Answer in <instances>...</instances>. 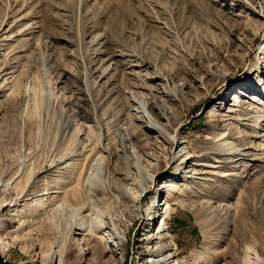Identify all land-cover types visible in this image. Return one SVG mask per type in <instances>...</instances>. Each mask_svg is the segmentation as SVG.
I'll list each match as a JSON object with an SVG mask.
<instances>
[{
  "label": "rangeland",
  "instance_id": "obj_1",
  "mask_svg": "<svg viewBox=\"0 0 264 264\" xmlns=\"http://www.w3.org/2000/svg\"><path fill=\"white\" fill-rule=\"evenodd\" d=\"M262 74L264 0H0V263L119 264L72 234L102 224L128 228L123 264H149L160 220L136 218L117 192L138 194L136 160L161 167L151 191L176 173L145 104L161 125L162 113L178 118L189 171L223 161L228 145L256 159L247 183L233 176L242 163H217L203 171L232 176L189 173L158 192L173 210L170 263L264 264ZM247 75L262 90L241 86Z\"/></svg>",
  "mask_w": 264,
  "mask_h": 264
},
{
  "label": "bare ground",
  "instance_id": "obj_2",
  "mask_svg": "<svg viewBox=\"0 0 264 264\" xmlns=\"http://www.w3.org/2000/svg\"><path fill=\"white\" fill-rule=\"evenodd\" d=\"M250 75H247L244 77L240 83L243 87H248V89L252 90L253 92H256L257 89L262 90L261 80L257 83H251L252 81L249 77ZM264 76V74H262ZM264 90V89H263ZM240 105H244V102H235L234 107H239ZM139 109L142 110L145 114L148 115L150 120H147L146 128L148 131H155L157 135L166 143L169 145L168 153L170 154V160L169 162H166L167 159L164 161V165L168 166L169 163L173 162V164H176V173L174 174V178L171 179L170 183H166L162 185L161 187H158V189H154V191H151L152 184L154 183V178L156 174L160 172L161 167H158V161L155 160L153 164H151L150 168L151 171H148L146 168L142 167L139 160L135 162L134 169L137 172V181L133 180L132 183L138 188V194L133 195L131 193V189H127L124 187H121L117 190L119 194L127 201L128 208L130 209L131 213H134L136 215V218L141 215L142 212L147 213L150 218L154 220H160V224L157 225L153 232L146 236L147 239V246H146V252L149 255V264H171L170 262L172 259H174V256H176L175 251L177 249L176 241L174 238L170 235V230L166 226L167 222L170 220L172 211L170 209V205L168 203H164L162 205L155 204V201L159 197L158 192L161 194L164 190L170 192L171 190H176V186L174 182L181 181L183 179L187 178V175L189 173H192L195 175V178L202 177L203 174L211 176L213 178H226L232 176V173H225V174H218L211 173L208 171H203V169H221L224 167L223 165L238 162L242 163L240 168H243L239 173H234L233 176L236 178H240L244 183H247L250 180V176L244 175L246 174V171L249 167V164L256 161L255 157H252L248 152H245V148H238L236 145L230 146L226 145L227 152L225 153V158L223 161H216L215 159L210 160V164H197L195 165L196 168H192L190 171L187 168V164H190V162L193 161V156H191V152L186 146H183L184 143H180L178 138V126L180 125L179 120L176 116H174L172 119H169L167 116V113H162V118L167 123L166 125H161L157 122H154L151 118V113L149 112L148 108L146 109L145 104H140ZM228 112H231L234 116L229 118L232 122L239 123L240 121H248L249 119H245L247 115L241 114L239 110H228ZM228 117V115L223 116ZM222 117V118H223ZM230 117V115H229ZM251 118V117H250ZM152 121V122H150ZM172 121V123H171ZM175 128L173 133H170L169 128ZM226 137L231 138L230 133L226 135ZM224 138V135H220V138L215 141L219 142V140H222ZM159 143V142H157ZM183 146V148H181ZM193 154V153H192ZM224 154V153H223ZM204 155H199L197 158L203 157ZM212 162V163H211ZM223 164L220 166H214V164ZM240 165V164H239ZM165 166V167H166ZM127 177V176H126ZM125 177V178H126ZM128 178V177H127ZM174 181V182H173ZM212 181L209 179V182ZM130 182V181H129ZM173 192V191H172ZM151 194V207L147 206L144 209H140V204L142 201V197L146 194ZM163 194V193H162ZM69 197H77L78 192L76 190H71L69 192ZM184 201V200H183ZM181 204V203H180ZM184 205V204H183ZM15 206V205H14ZM161 206V209H159ZM165 206V209L163 210L162 207ZM181 206V205H180ZM186 206V205H185ZM9 207H11L9 205ZM183 210H186L185 208L180 207ZM9 209V208H8ZM151 221V220H150ZM106 225H100L96 230H85L84 228H81L79 225H75L72 229V234L74 236H80L82 237L81 240L88 241L91 245L90 248L92 249V254L95 252H102V253H109L111 257L116 258V260L119 262V264H123V260L127 256V248H126V231L128 228L123 225V230L121 232H116L114 230L109 229L108 232H105ZM103 232V233H102ZM92 236V237H91ZM249 253V251H248ZM194 253L193 255H195ZM192 255V256H193ZM251 255V254H250ZM255 255V254H254ZM54 260V258H52ZM170 260V261H169ZM55 263V261H54ZM182 264V263H181Z\"/></svg>",
  "mask_w": 264,
  "mask_h": 264
},
{
  "label": "built area",
  "instance_id": "obj_3",
  "mask_svg": "<svg viewBox=\"0 0 264 264\" xmlns=\"http://www.w3.org/2000/svg\"><path fill=\"white\" fill-rule=\"evenodd\" d=\"M1 264V263H0Z\"/></svg>",
  "mask_w": 264,
  "mask_h": 264
}]
</instances>
